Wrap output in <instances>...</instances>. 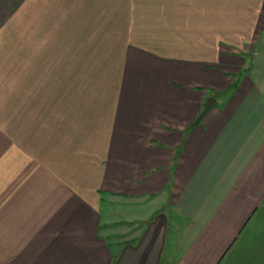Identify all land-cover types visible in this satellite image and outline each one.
Listing matches in <instances>:
<instances>
[{
  "label": "crops",
  "instance_id": "crops-1",
  "mask_svg": "<svg viewBox=\"0 0 264 264\" xmlns=\"http://www.w3.org/2000/svg\"><path fill=\"white\" fill-rule=\"evenodd\" d=\"M0 105V264H264V0H0Z\"/></svg>",
  "mask_w": 264,
  "mask_h": 264
},
{
  "label": "rangeland",
  "instance_id": "rangeland-1",
  "mask_svg": "<svg viewBox=\"0 0 264 264\" xmlns=\"http://www.w3.org/2000/svg\"><path fill=\"white\" fill-rule=\"evenodd\" d=\"M11 11V14H9V15H13V18H17V21L16 22H13L15 25L13 26L12 25V27H13V34H14V42H15V44H14V47L15 48H19V49H22V46H21V34H20V32H21V24L19 23V16H20V14L22 13V10L19 8L18 9V7L17 8H12V10H10ZM8 12H9V9H8ZM13 21H14V19H13ZM42 28V27H41ZM56 28H58V30L59 29H61L60 30V32H64V31H66V29L65 28H61L60 26H56ZM58 30H56V29H54V26L53 25H47V27H46V29H45V32H43V33H45V39H43V41L45 42V43H43L42 45H41V42H39L40 43V46L38 47L39 48V50H43V52H44V50L46 49H44V46L46 45V44H48V43H51V44H53V46L55 45V40H49L50 38H52V36H50V33H52V34H54L55 32H58ZM47 37H50L49 39H47ZM41 38V37H40ZM53 39V38H52ZM37 40H40V39H36V42H35V40L34 41H31L32 42V44H33V46L36 48V49H38L37 48V46H38V42H37ZM18 43V44H17ZM17 44V45H16ZM36 45V46H35ZM103 45H104V42H102V41H100L98 44H96V43H94V44H92V46H91V48H93V56H94V58H96L97 57V59H98V61H96V62H101L102 63V60H103V58H102V55H101V52H102V47H103ZM18 46V47H17ZM46 53L44 52V54L43 53H39V56H37L36 55V57H37V59H38V61H39V63H41V65L43 66L42 68H44L45 67V70H46V73H44V72H42V74H40V79L41 80H45L46 82H48V80L49 79H47L49 76H50V72H49V70H50V68H51V66L53 67V62L52 61H50V59H48L49 57H46V55H45ZM96 56V57H95ZM49 61H48V60ZM62 59V58H61ZM84 59H87V57H85V55L83 54L82 55V60H84ZM44 70V69H43ZM45 74H46V76H45ZM1 92H3V96H4V90H1ZM220 96H221V93L219 94ZM4 99V98H3ZM2 99V100H3ZM0 107H2V105H0ZM3 108V107H2ZM0 130L2 131V129H1V127H0ZM16 180V179H15ZM111 202L112 203H114L113 205H114V208H116V205H117V200L116 199H111ZM110 203V202H109ZM111 204V203H110ZM164 209H165V207H164ZM117 210V209H116ZM165 213L166 214H168V210H167V212L165 211ZM112 214H116V213H112ZM122 219V218H121ZM176 228H177V226H175ZM175 227H173V231H171L170 232V234H169V243H170V247H172V243L174 242V241H172V239H173V237L175 238L176 237V232H175V230H176V228ZM168 248L167 249V251H168V253L170 252V249L171 248ZM167 257L169 258V257H172V256H170V255H167Z\"/></svg>",
  "mask_w": 264,
  "mask_h": 264
},
{
  "label": "water",
  "instance_id": "water-1",
  "mask_svg": "<svg viewBox=\"0 0 264 264\" xmlns=\"http://www.w3.org/2000/svg\"><path fill=\"white\" fill-rule=\"evenodd\" d=\"M215 102H216V99L214 97H210L207 99L206 104L204 106V110L199 116V120H201L210 111V109L213 107Z\"/></svg>",
  "mask_w": 264,
  "mask_h": 264
}]
</instances>
